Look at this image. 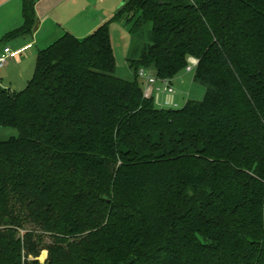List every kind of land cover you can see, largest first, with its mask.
<instances>
[{"label":"trees","instance_id":"trees-1","mask_svg":"<svg viewBox=\"0 0 264 264\" xmlns=\"http://www.w3.org/2000/svg\"><path fill=\"white\" fill-rule=\"evenodd\" d=\"M36 2L0 43L32 33ZM189 57L201 99L144 96L140 67L172 79ZM0 126L18 131L0 140V264H264V0H126L0 85Z\"/></svg>","mask_w":264,"mask_h":264},{"label":"rangeland","instance_id":"rangeland-1","mask_svg":"<svg viewBox=\"0 0 264 264\" xmlns=\"http://www.w3.org/2000/svg\"><path fill=\"white\" fill-rule=\"evenodd\" d=\"M46 3L49 7L46 9L45 14L48 15L50 13V7L55 5L61 0H47ZM46 1V2H47ZM126 0H76L75 2L72 0H62L59 5H57V9L55 10V15H57L58 19L63 23L71 22L76 27H80L81 22H87L88 24H92L93 20H98L102 15L108 14L110 17L113 15L118 5H121ZM107 17V18H108ZM88 18V20H86ZM49 24L53 23L52 18H48L46 20ZM70 25V24H69ZM68 28H73V26H67ZM87 29V28H86ZM110 30L113 39V50L116 61L115 75L121 77L123 79H131L132 70L128 66L127 56L129 55V51L131 48V43H133V39L131 37L130 32L125 23L124 18H119L116 20H112L110 23ZM74 33H77L78 30H73ZM81 33V32H78ZM86 33V32H85ZM85 35V34H84ZM76 36V35H75ZM79 35H77L78 37ZM83 36V35H80ZM35 64V58L23 59L19 64L13 65L9 62L7 66H5L2 70V81L3 85L8 86V82L4 77L6 73L10 74L12 71H21L24 76L32 75ZM187 82L184 85L175 84V87L182 91L181 95H186L188 99H196L199 100L202 98L204 94V87L196 82L190 84L192 78V71H186L185 69L181 72ZM11 89H20L18 85L10 86ZM184 98V97H183ZM182 98V99H183ZM182 103V102H181ZM180 103V104H181ZM18 131L15 127L12 126H0V140H6L11 136H17ZM49 237L44 236V242H48ZM47 255L46 250H43L38 257L40 261H43Z\"/></svg>","mask_w":264,"mask_h":264},{"label":"crops","instance_id":"crops-1","mask_svg":"<svg viewBox=\"0 0 264 264\" xmlns=\"http://www.w3.org/2000/svg\"><path fill=\"white\" fill-rule=\"evenodd\" d=\"M46 1L47 0H37V2L35 3V13H36L37 21L35 23L32 33L17 37L5 43H0V53L4 45L9 46L13 50L24 48V50L19 55L14 56L9 60V62L12 63L13 65L19 64L23 59L35 58V55L39 49L44 48L48 44L53 42L64 31H68L76 36L79 35L78 37H84L87 34H89L91 31H93L101 22L109 19L112 16L111 15L110 17H108L109 16L108 14L102 15L98 20L97 19L93 20L92 24H88L86 21L81 22L82 24L85 25L84 26L81 25L80 27H76L71 22H69V24L73 26V28L70 29L67 27L70 26L68 23H63L58 19L57 15H55V10L57 9V5H59L62 0L56 3L55 5H53L52 7H50V11H49L50 13H48V15L45 14L46 9L49 7L46 4L48 3V1L47 2ZM72 1L75 2L76 0H72ZM21 4H22V0H0V38L3 34L8 32L9 30L17 28L23 23V18L21 14ZM119 6L120 5H118L117 8ZM49 17L52 18L53 20V23L51 24H49L46 21L48 20ZM86 20H88V18ZM73 30H78V32L81 33L78 32L74 33L75 31ZM110 36L113 46L111 30H110ZM3 68L0 70V85L3 87L12 88L10 86H12L13 84V85H18L19 87L22 88L26 84L28 79L32 76V75L24 76L25 73L21 71L14 72L13 70L12 73L10 74L8 73H6L7 75L4 74V77L6 78L9 84L8 86H6L3 85V81H2ZM149 70L151 71V73H154L152 69ZM181 74L182 73H179L172 79H169V81L171 82V84L175 89V94L173 95L172 100L177 104V107L183 105L184 102L187 100L186 95H181L182 91L177 89L180 87L177 88L175 87V84L177 83L179 85H184L187 82L186 78ZM132 76L133 73H131V78ZM138 81L140 83V86L142 87L140 80ZM192 83H194L193 74L190 84L192 85ZM154 103L157 106H160L156 101H154Z\"/></svg>","mask_w":264,"mask_h":264},{"label":"built area","instance_id":"built-area-1","mask_svg":"<svg viewBox=\"0 0 264 264\" xmlns=\"http://www.w3.org/2000/svg\"><path fill=\"white\" fill-rule=\"evenodd\" d=\"M23 50L24 48L13 50L9 46L4 45L0 53V70L8 64L11 58L19 55ZM195 65L196 59L189 57L185 70L193 71ZM137 78L141 82L144 96L152 97L161 107L177 106L172 100L175 89L169 79L158 78L154 73H151L149 69L144 67L138 69Z\"/></svg>","mask_w":264,"mask_h":264}]
</instances>
